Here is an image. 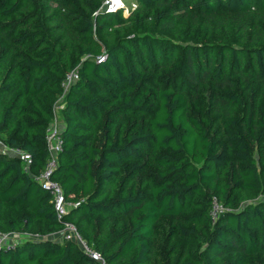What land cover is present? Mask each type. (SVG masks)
<instances>
[{"label":"trees","instance_id":"16d2710c","mask_svg":"<svg viewBox=\"0 0 264 264\" xmlns=\"http://www.w3.org/2000/svg\"><path fill=\"white\" fill-rule=\"evenodd\" d=\"M102 1L0 0V140L31 156L0 152V231L39 235L0 264H100L65 223L105 264H264V0Z\"/></svg>","mask_w":264,"mask_h":264},{"label":"built area","instance_id":"2783aa9c","mask_svg":"<svg viewBox=\"0 0 264 264\" xmlns=\"http://www.w3.org/2000/svg\"><path fill=\"white\" fill-rule=\"evenodd\" d=\"M136 6L137 2L131 3V9L135 8ZM101 8L107 12H114L121 8L123 9L124 13H127L128 11V8H125L124 0H103ZM104 58L105 54H102L96 59L97 61H102L104 60ZM77 78V70L73 69L66 75V77L61 83L63 91L58 100L53 104V120L47 127L45 135L47 149L49 152V159L47 161L45 169L36 176V179L39 181L41 186L51 193L54 210L59 220H61L71 208L76 207L79 204L78 202L66 200L61 187L57 184V182L51 179V174L56 163V154L61 147V139L59 135L61 131V124L58 123L57 115H59V111L63 107V98L65 92ZM0 152L8 153L19 157V159L23 162L25 169H28L31 163V156L29 153L17 148H8L1 140ZM223 209V206L217 201L216 198L213 197L210 208V216L212 221L216 220L219 212H221ZM61 234L64 235L67 239H71L77 242L81 247L82 251L86 253L91 259L99 262L100 264H105V260L100 255V253L93 250L86 244V242L81 238V236L78 234L73 225H71L70 223H65L63 229L61 230ZM38 237V234L13 232L4 233L0 231V247L13 246L18 242L25 241L28 239H35Z\"/></svg>","mask_w":264,"mask_h":264},{"label":"rangeland","instance_id":"374dc122","mask_svg":"<svg viewBox=\"0 0 264 264\" xmlns=\"http://www.w3.org/2000/svg\"><path fill=\"white\" fill-rule=\"evenodd\" d=\"M125 1V8H131V5L129 3V0H124ZM124 8V7H123ZM57 119H58V123L59 124H62V119L59 117V115H57ZM261 198V195L260 194H255V195H252V193H246L244 199H243V202L246 203V202H251V201H254V200H257V199H260ZM200 249H203V246H200ZM210 257V255H209Z\"/></svg>","mask_w":264,"mask_h":264},{"label":"crops","instance_id":"0c3cea01","mask_svg":"<svg viewBox=\"0 0 264 264\" xmlns=\"http://www.w3.org/2000/svg\"><path fill=\"white\" fill-rule=\"evenodd\" d=\"M133 2H136V0H129L130 5H131V3H133Z\"/></svg>","mask_w":264,"mask_h":264}]
</instances>
